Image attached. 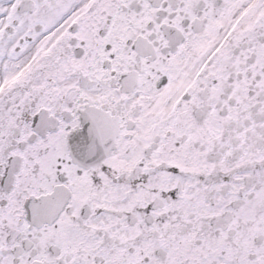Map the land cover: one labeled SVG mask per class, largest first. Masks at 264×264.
I'll use <instances>...</instances> for the list:
<instances>
[{
    "label": "snow or ice",
    "instance_id": "6c2138e0",
    "mask_svg": "<svg viewBox=\"0 0 264 264\" xmlns=\"http://www.w3.org/2000/svg\"><path fill=\"white\" fill-rule=\"evenodd\" d=\"M0 264H264V0H0Z\"/></svg>",
    "mask_w": 264,
    "mask_h": 264
}]
</instances>
